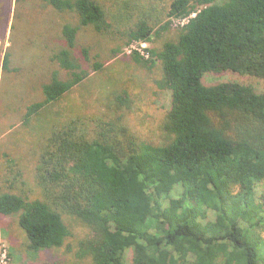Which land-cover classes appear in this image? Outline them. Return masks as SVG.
<instances>
[{
  "label": "trees",
  "instance_id": "16d2710c",
  "mask_svg": "<svg viewBox=\"0 0 264 264\" xmlns=\"http://www.w3.org/2000/svg\"><path fill=\"white\" fill-rule=\"evenodd\" d=\"M27 1L64 17L22 123L102 70L93 43L78 45L82 30L148 43L146 56L130 57L150 74L155 102L168 101L138 129L133 93L111 92L97 114L54 124L28 166L8 160L0 217L18 231L11 264H59L49 254L68 239L71 264H264V0Z\"/></svg>",
  "mask_w": 264,
  "mask_h": 264
},
{
  "label": "rangeland",
  "instance_id": "374dc122",
  "mask_svg": "<svg viewBox=\"0 0 264 264\" xmlns=\"http://www.w3.org/2000/svg\"><path fill=\"white\" fill-rule=\"evenodd\" d=\"M103 2L105 7L110 6L109 0ZM6 4V34L0 38V60L8 46H11L13 42L17 43L18 40H24L22 32L30 40L29 46H32V49L25 52L27 54H23V47H19L22 44L17 43V46L13 43L11 48L14 49L12 50L14 59L11 61V66L6 68L3 74L0 69V180L4 176L11 157H17L16 160L21 165L28 166L23 157L28 151L38 150L41 138L52 131L54 124L65 122L70 117L80 118L97 114L100 104L108 100L111 92L127 89L130 94L133 93L136 99L135 108L138 109L135 113V123L138 129L141 123L144 125L150 120L151 115L157 114L159 104L168 101L167 96L161 95L158 102H155L157 98L152 93L154 89L150 83L151 76L143 66L136 64L130 57L132 53L130 44L114 43L115 37L108 33L92 32L91 34L87 30H82L79 32L78 45L93 43L92 55L99 53L98 59L103 61L105 59L102 70L90 72L88 77L67 93L58 106L50 104L43 109L41 114L32 116L27 124L22 123L20 116L23 117V110L26 106L42 97L39 87L49 75L45 74L47 64L45 54L41 51L45 44H52L50 49L54 47L55 26L64 15L57 14L52 8L50 11L44 10L43 4L27 0H22L18 4L17 11H15L14 0H9ZM1 5L2 0H0ZM171 27L175 30L178 24L173 22ZM116 46L121 48L119 54L106 62L110 55L109 48ZM22 58L25 59L21 62ZM14 64H19V71L15 72L11 69ZM230 75H210L206 81L227 79ZM3 222L4 219L0 217V258L5 252L6 260L8 264H11L7 257V248L11 245L10 238H17L18 231H16V226L12 225L8 228L3 225ZM17 243L13 244V248H21ZM72 243L73 240L68 239L62 248L52 251L49 254L50 262L71 264L73 257L67 251V245Z\"/></svg>",
  "mask_w": 264,
  "mask_h": 264
},
{
  "label": "built area",
  "instance_id": "2783aa9c",
  "mask_svg": "<svg viewBox=\"0 0 264 264\" xmlns=\"http://www.w3.org/2000/svg\"><path fill=\"white\" fill-rule=\"evenodd\" d=\"M194 15H195V13H192V14H191L190 16H188V17H183V18H172V19H171V20H172V24H173V22H174L175 24H178V26H182V25H184V24L188 21V19H189L190 17H193ZM147 44H148V43H144V42H132V43H130V49H131V52H132L133 50H135V51L139 52L140 54L146 56L145 48H147ZM0 264H8V262H7V260H6V254H5V252H3V253L1 254Z\"/></svg>",
  "mask_w": 264,
  "mask_h": 264
},
{
  "label": "crops",
  "instance_id": "0c3cea01",
  "mask_svg": "<svg viewBox=\"0 0 264 264\" xmlns=\"http://www.w3.org/2000/svg\"><path fill=\"white\" fill-rule=\"evenodd\" d=\"M7 4L2 1L0 6V38L6 34L7 15H5V9Z\"/></svg>",
  "mask_w": 264,
  "mask_h": 264
}]
</instances>
